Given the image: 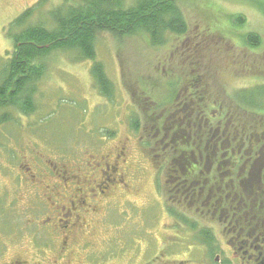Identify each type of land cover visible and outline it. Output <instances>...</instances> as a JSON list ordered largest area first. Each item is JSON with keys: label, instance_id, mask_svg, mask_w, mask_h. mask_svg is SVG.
<instances>
[{"label": "rangeland", "instance_id": "obj_1", "mask_svg": "<svg viewBox=\"0 0 264 264\" xmlns=\"http://www.w3.org/2000/svg\"><path fill=\"white\" fill-rule=\"evenodd\" d=\"M63 1L0 0V71L6 53L14 49L13 40L7 34L17 29L10 24L33 7L36 10L28 23L33 19L45 20L47 9ZM260 2L264 0H179L189 29L184 35L170 34L167 43L160 46L153 45L145 33L118 37L110 31L100 32L96 39V59L102 62L115 84L112 97L101 93L92 73L93 60L79 58L76 51L54 53L47 60V74L41 79L34 97L36 110L17 117V121L0 123V196L5 205L0 213V262L15 253L32 256L35 245L45 238L51 239L55 246L50 226L54 221L59 224L65 212L71 217L75 215L84 203L82 196L88 195V199L101 202V197L96 196L99 185L95 182L80 185L87 182L85 178L79 183L60 179L54 169L61 168L78 174L95 171L101 179L111 177L110 181H104L111 183L109 191L113 197L111 203L105 205L106 212L87 217L88 221H94L95 232L84 242H93L98 250L109 253L113 246L122 252L131 251L123 254L125 260L147 251V259L163 248L165 234L170 232L173 239H167L165 248L148 264H175L172 258L175 254H178L175 258L192 257L187 264H223L224 256L232 260L231 263L240 264L236 250L225 249L230 236L226 237L211 217L198 220L215 228L225 250L224 254H218V260L208 256L201 238L196 243L195 231L190 226L170 228L177 224L168 212L169 199L157 175L151 150L142 142L151 118L160 114L167 117L170 108L174 105L175 109V104L184 97L186 89L183 86L190 79L188 75L184 77V73L189 74L187 71L193 66L196 68L197 61L213 99L218 95L224 98L240 88L264 84V10ZM39 3L42 5L37 7ZM237 14L245 15L243 26L235 25ZM198 25L200 29L212 28L207 30L205 40L198 34ZM251 31L261 35L259 50L255 51L243 41V36ZM199 40L208 43L198 52ZM215 41L224 49L222 53L215 49ZM228 52L248 55L252 59L256 58L254 52L261 55L257 60V77L222 74L220 62L223 60L233 67L235 61ZM176 80L180 81L177 87L173 84ZM145 100L149 102L140 105ZM188 104L192 102L178 104L179 121L194 124L197 120L190 117L194 113L187 109ZM155 108L160 114L153 113ZM134 117L139 119L138 129L131 125ZM108 163L115 166L109 172L113 176L105 171L104 178L102 171ZM115 191V194L120 193L118 197L112 193ZM58 192L62 194L57 195ZM66 202L67 208L63 205ZM93 203L96 205L95 201ZM191 216L197 220V216ZM200 222L198 228H205ZM64 235L58 234L57 240H64ZM72 240L76 243L77 239ZM112 240L118 242L114 245ZM136 241L138 250L133 252ZM184 250L186 253L182 252Z\"/></svg>", "mask_w": 264, "mask_h": 264}, {"label": "trees", "instance_id": "obj_2", "mask_svg": "<svg viewBox=\"0 0 264 264\" xmlns=\"http://www.w3.org/2000/svg\"><path fill=\"white\" fill-rule=\"evenodd\" d=\"M178 1L64 0L47 9L45 20L33 19L31 23L28 19L36 7L25 10L10 24L17 30L7 34L13 40L14 49L6 53L0 71V123L17 121V117L36 110L34 97L41 79L47 74V60L57 51H76L79 58L93 60L92 73L101 93L112 97L115 84L102 62L96 59L99 33L110 31L118 37L145 33L153 45H165L170 34L184 35L189 29ZM40 5L42 3L37 7ZM259 6L264 10V2ZM234 18L238 27L246 21L243 14ZM209 29L211 26L200 29L198 25L199 36L205 40ZM243 37L248 47L259 50L260 34L251 31ZM204 40L198 41V52L208 43ZM208 45L211 47V43ZM213 45L219 49L218 53L223 52L219 42ZM228 55L235 61L232 67L222 60V74L257 77V60L261 55L254 52L255 59L239 53L228 52ZM187 72L189 74L185 72L184 77L188 75L190 79L183 86L186 89L184 97L175 104V109L174 105L170 108L167 117L156 108L153 110L160 115L151 118L142 142L153 155L157 175L170 201L168 211L195 231L194 239L201 238L211 259L217 253L223 254V250L214 228L198 220H206L207 216L216 218L214 223L222 227L225 235L233 233L236 241L263 240L262 245H257L264 258V84L240 88L224 98L218 95L213 99L209 84L203 82L205 74L199 71L198 61L196 68L193 66ZM179 83V80L173 82L176 87ZM145 101L140 105L149 102ZM183 101L192 102L187 109L194 114H186L197 120L194 124L179 121L178 104ZM131 125L138 129V117L131 119ZM175 178L181 184H201L204 187L198 195L201 197L185 202L175 189L174 193L170 190ZM3 201L0 196V213L5 208ZM193 212L198 214L197 220L191 218ZM199 222L205 228H198ZM231 262L224 256L223 264H234Z\"/></svg>", "mask_w": 264, "mask_h": 264}, {"label": "flooded vegetation", "instance_id": "obj_3", "mask_svg": "<svg viewBox=\"0 0 264 264\" xmlns=\"http://www.w3.org/2000/svg\"><path fill=\"white\" fill-rule=\"evenodd\" d=\"M117 154H119L120 156L121 152ZM107 156H111V154ZM113 166L114 165H111L110 163H108L106 165V168H104V171H102V175H104L105 174L104 172L106 171L108 173L107 175L113 176L112 172L109 173L111 170V167ZM54 170H56V175L60 177V179L71 181V183L74 182V180L78 181L79 183V181H83L84 178L87 182L83 181V183H79L80 185H87L88 183L90 184L92 182H95L97 186L99 185L98 193L96 196L101 197V202L98 199H93V198L88 199V195L82 196L81 198H82V201L84 200V203L81 205V208L79 209V211H77L75 215L71 217L69 213L67 214V212H65L64 215L66 216L60 217L58 220L60 223H63V225H61L60 223L56 224V221H54L52 223V226H50L52 234H54V237H55V244H54L55 246L52 245L51 239L45 238V240H43L42 242L38 241L37 245H35V251L32 252V256L27 257L24 254L15 253L14 256H12L11 258L1 261L0 264H132V263L133 264H148L149 261H154L158 257L157 256L158 252H160L161 250L165 248L167 239H170V238L173 239L172 234H169L170 232H168L169 230H164V232H168L167 234H165L166 239H165L164 246L163 248H160L155 255H153L151 258L146 259L145 257L146 256L145 253L147 252L146 251L139 257H138V254L136 255L133 254L132 256H134V259H132V256H130L127 260L123 259V254L127 252H131V251L122 252V251L113 249V246H112L110 248L111 252L107 253V251L102 252V250H98L97 246L94 245L93 242H89V241L84 242L89 239L90 234H94L95 232L93 231L95 228L94 221H88L87 217L101 213V211L105 213L106 212L105 205L107 204V202H109V204L111 203L110 198H113L112 195L110 196V191H109L111 183H108V182L104 183V181H107V180L110 181L111 177L110 176L106 177L104 175V178L106 177V179H101L99 178V174L95 171H92L88 174H78L75 171L62 170L61 168H55ZM113 173L116 174V172L114 171ZM119 179L122 180V177ZM171 184H172V188H170V190L173 192V190L175 189L178 192L177 193L175 191L178 194V196L181 199H184L185 202L190 201V199L197 198L198 195L202 194L200 193V189L204 188L201 186V184H198V183L181 184L179 183L177 178H175V183L172 181ZM182 188L184 189L181 191ZM190 190H194V191H190ZM118 191H120V189H118ZM60 193L61 192H58L57 195ZM112 193L115 194L116 191ZM115 195L116 197H118L120 193L118 192V194H115ZM181 196H184V198H182ZM200 197L201 196H199L198 198ZM92 200L95 201L96 205L93 203L94 201L92 202ZM100 204L102 205L100 206ZM168 204H170V201ZM192 204H194V202ZM63 205L65 206V208H67L68 202H66V204H63ZM52 210L54 211V208ZM65 211H67V209ZM61 212L64 213V210L63 211L61 210ZM169 215L174 220V222H176L175 224H177L175 227L174 225L173 226L171 225L170 228L175 229L179 226H186V224H184L180 219L176 218L175 215H172V214H169ZM192 215L197 216V219H198V214L193 212ZM68 216L70 218H68ZM55 217H56V213H55ZM103 217L104 215L102 214V218ZM247 218L249 219L250 216L248 215ZM215 219L216 218H214V220ZM231 223L232 222H229L230 225ZM65 228H66V231H63V229ZM60 231H63V232H60ZM221 231L223 232V229H221ZM232 232H235V231L232 229ZM63 233L65 234L64 235L65 239L63 238L64 240L58 241L57 240L58 234L60 235ZM214 233L216 234L215 228H214ZM225 236L226 237L230 236V239L227 237V245L225 249L226 250L231 249L232 251L236 250L237 252L235 251V253L238 256L237 259H239L240 264H264L263 254L260 253L259 246L257 245V244L262 245L263 240H260L259 238H253V239L249 238V240H245V241L243 240L236 241L235 240L236 237L233 233L229 235H225ZM72 239H77L76 240L77 244ZM118 240L116 241L112 240V244L115 245L116 242H118ZM196 243L198 244V241H196ZM71 244H73V247ZM221 248L224 254L225 250L222 247V245H221ZM242 248H245L243 253L240 251ZM133 250H134L133 252H137L138 250L137 241L135 242V248H133ZM182 252L186 253V250ZM187 253L191 254V251H188ZM50 254L51 256H49ZM218 254L219 253L215 255V258H214L215 260H218V258L220 257V255ZM220 254L222 253L220 252ZM177 255L178 254H175L172 257L174 259L173 262L175 264H187L189 261L192 260V257L190 259L175 258Z\"/></svg>", "mask_w": 264, "mask_h": 264}]
</instances>
